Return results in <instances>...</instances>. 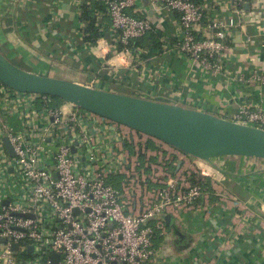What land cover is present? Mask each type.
<instances>
[{"label":"built area","instance_id":"obj_1","mask_svg":"<svg viewBox=\"0 0 264 264\" xmlns=\"http://www.w3.org/2000/svg\"><path fill=\"white\" fill-rule=\"evenodd\" d=\"M77 1L80 7H104L114 47L122 46L123 54L133 53L131 41L154 32L139 13V0ZM148 3L177 15L181 56L211 75H230L228 43L236 19L214 21L212 36L202 38L205 7L197 0ZM239 80L264 94V71L252 69ZM263 98L253 107H236L229 121L264 130ZM51 101L0 83V264H151L153 239L166 233L164 214L193 207L206 189L185 184L181 176L153 179L145 173L150 165L140 162L149 137ZM194 161L201 177L222 175L211 164Z\"/></svg>","mask_w":264,"mask_h":264},{"label":"crops","instance_id":"obj_2","mask_svg":"<svg viewBox=\"0 0 264 264\" xmlns=\"http://www.w3.org/2000/svg\"><path fill=\"white\" fill-rule=\"evenodd\" d=\"M197 1L205 7L202 38L212 36L209 25L214 21L233 18L238 23L228 43L230 75H211L181 56L177 15L155 11L148 0H139L137 7L159 35L160 50L119 52L106 12L99 18L101 37L95 44L85 41L86 23L79 19L77 0H0V52L33 74L229 120L236 107H253L264 96L259 86L239 80L247 79L252 69L264 71V0ZM58 107L71 108L66 103ZM158 144L164 143L149 137L141 145L145 154L140 162L150 165L145 173L156 178L159 153L166 160L159 168L164 179L184 169L179 176L189 184L186 176L197 169L194 158ZM214 164L222 175L209 179L204 198L164 214L166 233L153 239L151 264H264V161L229 157Z\"/></svg>","mask_w":264,"mask_h":264},{"label":"water","instance_id":"obj_3","mask_svg":"<svg viewBox=\"0 0 264 264\" xmlns=\"http://www.w3.org/2000/svg\"><path fill=\"white\" fill-rule=\"evenodd\" d=\"M0 83L16 92L59 99L73 108L156 139L202 163L216 166L214 160L229 157L264 161L262 129L175 104L33 74L12 64L1 52ZM7 147L10 149L8 143ZM165 220L168 224L170 218ZM12 248L17 251L18 245L13 244ZM27 250L32 252L33 247Z\"/></svg>","mask_w":264,"mask_h":264},{"label":"trees","instance_id":"obj_4","mask_svg":"<svg viewBox=\"0 0 264 264\" xmlns=\"http://www.w3.org/2000/svg\"><path fill=\"white\" fill-rule=\"evenodd\" d=\"M80 8H81V13H80L79 19L81 22L86 23V27L84 29V35H85L84 40L95 44L96 40L101 37V31H100L101 28H99V26H101L102 22H99V18H101L100 17L101 14L105 13V9L99 3H96L91 8L85 5L81 6ZM95 12H98V13H95ZM144 47H151V48H156L157 50H160L161 44L159 42V35L151 32L140 39L131 41L128 45V48L132 52L139 51ZM121 49H122V46H119L118 50H121ZM50 104L54 106H58L59 104H65V103L59 99H52ZM186 179L188 180L189 184L192 186L197 185V186L204 187L206 190H209L208 189L209 178L201 177L198 173L191 172L189 173V175L186 176Z\"/></svg>","mask_w":264,"mask_h":264},{"label":"rangeland","instance_id":"obj_5","mask_svg":"<svg viewBox=\"0 0 264 264\" xmlns=\"http://www.w3.org/2000/svg\"><path fill=\"white\" fill-rule=\"evenodd\" d=\"M54 101H56V100H54ZM158 145L161 146V147H163V146L167 147L164 144H158ZM150 156H152V154ZM164 158H165V156H162L161 154L157 153V159H156L157 160V163H156L157 167H155V169H156V171L158 173L155 176L157 180H162L165 177V175L159 173V172H161V169H159V168H163L164 162L166 161V160H164ZM172 162H173V167H176V160L173 159ZM183 170L184 169H175V175L173 177L179 176L182 173Z\"/></svg>","mask_w":264,"mask_h":264}]
</instances>
